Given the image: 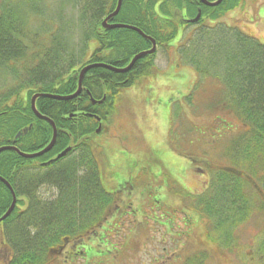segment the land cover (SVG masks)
I'll use <instances>...</instances> for the list:
<instances>
[{
	"label": "trees",
	"instance_id": "obj_1",
	"mask_svg": "<svg viewBox=\"0 0 264 264\" xmlns=\"http://www.w3.org/2000/svg\"><path fill=\"white\" fill-rule=\"evenodd\" d=\"M27 1L39 25L42 11L38 2L42 0ZM116 1L77 0L78 36L70 38L68 30L55 24L36 30L38 25H31L16 5L0 2V70L14 80L0 90V146L12 144L15 135L28 126L31 128L14 145L21 152L34 153L49 143L51 127L35 118L29 100L34 94H73L77 84V74L71 70L74 60L81 65L82 60H90L87 64L123 68L136 54L150 49L151 43L132 31L101 28V20L114 11ZM239 1L223 0L219 6L207 8L199 0H123L110 21L136 27L164 47L176 37L182 18L193 19L200 11L196 34L182 48L181 56L201 77L220 85L218 103L224 113L240 122V132L224 151L226 167L216 170L206 196L198 199L195 208L210 221L208 237L212 238V231L219 233L222 243L218 242L222 246L226 242L228 249L239 225L255 213L264 214V45L234 28L206 23L222 18ZM63 5L59 2L56 9ZM57 18L62 19V14ZM92 42L95 46L90 51ZM20 69L26 78L18 77ZM50 69L56 70L55 76L47 77ZM153 71L154 55L138 60L125 74L95 68L84 76L85 90L78 98L36 100V110L57 130L52 150L35 160L40 172H26L32 161L14 152L0 154V177L17 198L13 212L2 223L14 250V264H43L54 252L67 263L74 255L71 249L80 248L74 255L80 257L84 240L97 235L113 199L101 185L89 142L99 123L83 114L104 121L115 112L119 92ZM86 91L96 101L105 97L102 105L92 106ZM68 147L71 151L65 158L41 165ZM42 188L55 191V196L40 198ZM10 204L11 195L0 183V217ZM257 253L264 258V240ZM205 259V254H196L185 264H206Z\"/></svg>",
	"mask_w": 264,
	"mask_h": 264
},
{
	"label": "rangeland",
	"instance_id": "obj_2",
	"mask_svg": "<svg viewBox=\"0 0 264 264\" xmlns=\"http://www.w3.org/2000/svg\"><path fill=\"white\" fill-rule=\"evenodd\" d=\"M8 1L20 4L31 25H38L28 1ZM58 4V0L38 2L42 15L36 30L52 28L53 23L68 30L69 38L77 37V12L69 7L56 9ZM230 13L235 18L228 14L223 25L264 44V0H240ZM58 14L64 17H54ZM189 30L185 29L186 36ZM181 37L169 46L174 47ZM94 45L92 42L89 50ZM165 53L160 51L157 57L158 67L167 72L159 75L165 80L159 82L161 88L155 92L163 94L172 85L176 89L170 94L172 98L162 105L156 94L150 93L153 102H145L148 79L141 78V85L137 82L120 92L116 113L108 121L109 130L106 125L102 133L91 137L101 185L113 195L116 207L97 235L84 240L80 257H75L80 248L71 249L75 256L67 264H184L195 253H205L207 264H263L264 258L257 250L264 240V214L255 213L239 225L228 249L226 242V246L219 243V233L212 231L215 242L206 238L205 221L186 208L197 206L198 199L206 196L205 188L213 182L216 170L226 167L224 151L229 140L240 132V122L224 113L221 106L216 107L217 84L213 88L196 83L186 67L177 69L178 75H171L173 69L162 60ZM22 75L24 70L20 69L18 77ZM12 80L0 71V90ZM157 107L159 114L155 113ZM172 107L181 114L176 121L175 113L169 116ZM188 109L190 115L185 111ZM54 194L47 188L39 191L42 199H51ZM47 264L65 262L56 256Z\"/></svg>",
	"mask_w": 264,
	"mask_h": 264
},
{
	"label": "water",
	"instance_id": "obj_3",
	"mask_svg": "<svg viewBox=\"0 0 264 264\" xmlns=\"http://www.w3.org/2000/svg\"><path fill=\"white\" fill-rule=\"evenodd\" d=\"M221 1H222V0H217L215 3H211V4H210V3L206 2L205 0H200V2H201L203 5H205V6H212V7L218 5L219 3H221ZM121 2H122V0H118V1H117V6H116L115 11H114L111 15H109L107 18H105V20L102 22V28H104V29H108V30H112V29H128V30H131V31L137 33V34L140 35L142 38H147V37L144 36V34H143L140 30H138V29H136V28H134V27L123 26V25H107V24H106L107 21H108L109 19H111V18H113L115 15H117V13H118V11H119V9H120V7H121ZM198 18H199V16H197V18H196L194 21H197ZM147 39L150 40V41H152V49H151L150 51H148V52H144V53H140V54L136 55V56L131 60V62L129 63V65H128L126 68H123V69H116V68H113V67H110V66H105V65H90V66L85 67V68L80 72V79H79V82H78V90H77V92H76L75 94H73L72 96H68V97H54V96H48V95H36V96H34V97L31 99V110H32V112L34 113V115H35L37 118L42 119V120H45V121H48V122L50 123V125H51L52 128H53V138H52V141H51L50 145H49L45 150H43L42 152H40V153H38V154H36V155H22V156H23L24 158L31 159V158L39 157V156L43 155L44 153L48 152V151L52 148V146H53V144H54V141H55V137H56V132H55V130H54V125H53V123L50 122L48 119H46V118H44V117H41V116L37 113V111L35 110V107H34V101H35L36 98H38L39 96H45L46 98H50V99L57 100V101H69V100L73 99V98L76 97V96L79 94V92H80V81H81L82 76H83V75H84L89 69H92V68H104V69L110 70V71L115 72V73H118V74H123V73H126V72L130 71V70L132 69V67L134 66V64H135V62H136L137 60H139V59H140L141 57H143L144 55L152 54V53L154 52V49H155V43H154V41L151 40V39H149V38H147ZM5 150H15V152H18V151H17L16 149H14V148H7V147L0 148V152L5 151ZM67 151H68V150H66V151H64L62 154H60V155L57 157V159H58V158H61L62 156H64L65 153H66ZM2 182H3V183L8 187V189L10 190V187H9L4 181H2ZM14 205H15V199H14V196H13L12 204H11L10 208L7 210V212L4 214V216H3L2 218H0V222L3 221L4 219H6V218L10 215V213H11L12 210H13Z\"/></svg>",
	"mask_w": 264,
	"mask_h": 264
},
{
	"label": "flooded vegetation",
	"instance_id": "obj_4",
	"mask_svg": "<svg viewBox=\"0 0 264 264\" xmlns=\"http://www.w3.org/2000/svg\"><path fill=\"white\" fill-rule=\"evenodd\" d=\"M2 233V232H1ZM4 245H7L6 243H5V238H4V235H0V252H4V251H6V253H8L7 252V250L10 248L9 247V245L6 247V249L4 250L3 248H2V246H4Z\"/></svg>",
	"mask_w": 264,
	"mask_h": 264
},
{
	"label": "bare ground",
	"instance_id": "obj_5",
	"mask_svg": "<svg viewBox=\"0 0 264 264\" xmlns=\"http://www.w3.org/2000/svg\"><path fill=\"white\" fill-rule=\"evenodd\" d=\"M133 68V67H132ZM129 72V71H128Z\"/></svg>",
	"mask_w": 264,
	"mask_h": 264
}]
</instances>
